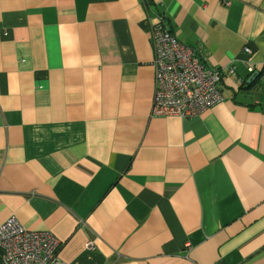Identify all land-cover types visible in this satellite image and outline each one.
<instances>
[{
  "label": "crops",
  "instance_id": "obj_1",
  "mask_svg": "<svg viewBox=\"0 0 264 264\" xmlns=\"http://www.w3.org/2000/svg\"><path fill=\"white\" fill-rule=\"evenodd\" d=\"M146 1L0 0V225L66 264H264V0ZM159 16L223 73L200 116H153Z\"/></svg>",
  "mask_w": 264,
  "mask_h": 264
},
{
  "label": "built area",
  "instance_id": "obj_2",
  "mask_svg": "<svg viewBox=\"0 0 264 264\" xmlns=\"http://www.w3.org/2000/svg\"><path fill=\"white\" fill-rule=\"evenodd\" d=\"M156 19L151 31L156 85L153 116L186 119L222 103L223 73L208 67L195 48L179 41L163 17ZM92 247L91 242L87 248ZM60 249L61 242L53 234L29 231L15 216L0 225V264H66L59 257Z\"/></svg>",
  "mask_w": 264,
  "mask_h": 264
},
{
  "label": "trees",
  "instance_id": "obj_3",
  "mask_svg": "<svg viewBox=\"0 0 264 264\" xmlns=\"http://www.w3.org/2000/svg\"><path fill=\"white\" fill-rule=\"evenodd\" d=\"M148 1V0H147ZM147 1H146V3H147ZM172 32V31H171ZM173 33V32H172Z\"/></svg>",
  "mask_w": 264,
  "mask_h": 264
}]
</instances>
